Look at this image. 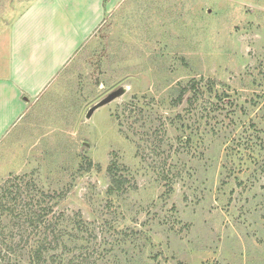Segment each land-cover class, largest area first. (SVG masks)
<instances>
[{
    "label": "rangeland",
    "instance_id": "obj_1",
    "mask_svg": "<svg viewBox=\"0 0 264 264\" xmlns=\"http://www.w3.org/2000/svg\"><path fill=\"white\" fill-rule=\"evenodd\" d=\"M33 1L0 0V29ZM43 243L52 264H264V0L114 1L0 143V264Z\"/></svg>",
    "mask_w": 264,
    "mask_h": 264
},
{
    "label": "crops",
    "instance_id": "obj_2",
    "mask_svg": "<svg viewBox=\"0 0 264 264\" xmlns=\"http://www.w3.org/2000/svg\"><path fill=\"white\" fill-rule=\"evenodd\" d=\"M115 0H34L0 29V143L102 24Z\"/></svg>",
    "mask_w": 264,
    "mask_h": 264
},
{
    "label": "trees",
    "instance_id": "obj_3",
    "mask_svg": "<svg viewBox=\"0 0 264 264\" xmlns=\"http://www.w3.org/2000/svg\"><path fill=\"white\" fill-rule=\"evenodd\" d=\"M192 88H194V90H196V87H195V84L194 83L192 84ZM185 90H186V88H183L181 90V96L184 95ZM90 165H92V164H90ZM114 166L115 165H113L112 167H110V170H112V172H114L113 171V168H115ZM123 186H124L123 178L122 177L117 178L114 175V177H112V186L110 187V191H112V192H121V191H124ZM43 241H46L47 242V240H43ZM46 250H47L46 244L43 243L42 245L39 246L38 249H36L35 251H33L32 252V255H31L32 256V262L34 264H52L51 257H49L48 253H46ZM52 259H53V257H52Z\"/></svg>",
    "mask_w": 264,
    "mask_h": 264
},
{
    "label": "water",
    "instance_id": "obj_4",
    "mask_svg": "<svg viewBox=\"0 0 264 264\" xmlns=\"http://www.w3.org/2000/svg\"><path fill=\"white\" fill-rule=\"evenodd\" d=\"M120 95V92L119 91H115L113 93H111L108 97H106L105 99H103L102 101L99 102V104L95 107H93L90 112H89V115H91L97 107L99 106H103L105 104H108L110 102H112L114 99H116L118 96Z\"/></svg>",
    "mask_w": 264,
    "mask_h": 264
}]
</instances>
